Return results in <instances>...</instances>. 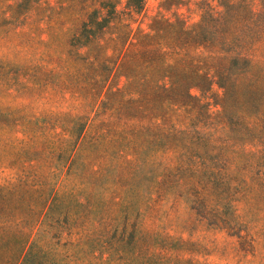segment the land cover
I'll list each match as a JSON object with an SVG mask.
<instances>
[{
    "label": "trees",
    "instance_id": "1",
    "mask_svg": "<svg viewBox=\"0 0 264 264\" xmlns=\"http://www.w3.org/2000/svg\"><path fill=\"white\" fill-rule=\"evenodd\" d=\"M142 1L124 0L122 13L112 0H101L71 36L72 46L102 52L100 34L113 22L120 30L109 39L113 57L102 52L92 59L100 58L101 67L97 84L88 88L92 116L64 113L59 119L52 169L0 185V247L8 251L0 264H138L139 219L151 187L187 197L195 186V159L219 162L217 154L199 155L198 148L214 150L215 141L223 145L230 136H246L264 153V68L253 62L255 43L264 38V0H215L219 10L203 2L189 27L176 20L155 26L154 20L150 33L134 35L138 49L126 52L120 46L128 32L121 28L128 24L118 19L138 12ZM120 66L126 84L110 91L106 70ZM209 92L221 125L204 133L199 126L209 113L202 100ZM111 97L117 106L110 107ZM101 113L111 119L93 123ZM88 126L90 149L82 142ZM83 148L93 149L95 168L86 164ZM112 193L118 199L110 204ZM80 224L86 232L69 237Z\"/></svg>",
    "mask_w": 264,
    "mask_h": 264
},
{
    "label": "rangeland",
    "instance_id": "2",
    "mask_svg": "<svg viewBox=\"0 0 264 264\" xmlns=\"http://www.w3.org/2000/svg\"><path fill=\"white\" fill-rule=\"evenodd\" d=\"M99 1L0 0V185L17 184L16 178L22 173H46L52 169L50 149L58 145L61 137L62 114L92 116L90 107L95 102L88 105V88L101 77L100 58L97 62L92 59L102 52L113 57L109 39L120 30L113 22L100 34L102 52L74 47L70 38ZM18 2L19 6H15ZM112 2L115 11H127L124 0ZM203 2L220 9L215 0H143L138 12L129 18L119 16L121 23L128 24L121 28L128 37L120 47L126 52L138 49L134 35L150 33L157 19L155 26L172 20L191 26L198 21ZM254 47L253 62L264 68V38ZM113 70H106L105 87L110 91L126 84L122 66ZM211 90L217 92L215 86ZM190 92L198 94L195 89ZM211 92L202 100L208 103L209 113L204 125L199 126L204 133L221 125ZM115 98L107 100L110 107L119 104ZM176 111L181 113L180 109ZM107 118L111 119L108 113H101L93 123ZM223 132L222 129L217 134ZM91 133L88 126L82 140L87 148ZM214 144V150L200 146L197 152L203 156L217 154L219 162L213 167L208 159H195V186L187 197L185 193L163 194L154 186L147 190L148 202L141 211L137 233L138 264H164L166 259L168 264H264V153L261 155L259 144L246 136H230L223 145L221 141ZM82 150V156H87L86 164L95 168L90 154L93 149ZM168 157L169 153L166 162ZM145 185L140 186L143 191ZM117 199L112 193L110 204ZM84 226L72 227L69 237L86 232ZM15 232L13 229L12 235ZM232 233H241L244 239L238 240ZM170 244L174 249L165 258ZM3 249L0 247V255L8 253Z\"/></svg>",
    "mask_w": 264,
    "mask_h": 264
}]
</instances>
